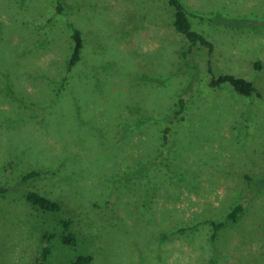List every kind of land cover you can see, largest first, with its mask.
Here are the masks:
<instances>
[{
    "label": "rangeland",
    "instance_id": "1",
    "mask_svg": "<svg viewBox=\"0 0 264 264\" xmlns=\"http://www.w3.org/2000/svg\"><path fill=\"white\" fill-rule=\"evenodd\" d=\"M180 2L209 56L165 0H0V264H34L44 244L42 264H264V99L206 73L209 57L264 93V0Z\"/></svg>",
    "mask_w": 264,
    "mask_h": 264
},
{
    "label": "trees",
    "instance_id": "2",
    "mask_svg": "<svg viewBox=\"0 0 264 264\" xmlns=\"http://www.w3.org/2000/svg\"><path fill=\"white\" fill-rule=\"evenodd\" d=\"M167 5L172 8V26L175 32L182 35L185 40L188 42L189 46L192 45H199L206 48V53L209 56L212 52V44L209 40H207L202 34L195 31L191 28V21L189 13L186 11L184 5L180 2V0H165ZM71 37V48L66 60V68H71L75 63L80 60L81 50H82V38L75 27L71 29L70 33ZM207 67L206 73L208 74V85L211 87H221L222 85H227L232 91L236 92L237 94L249 97L254 95L259 99H264L263 90L255 85L252 81H249L241 76H234L228 73H218L214 74L212 71V67L210 66L209 57L206 60ZM259 65L257 62L254 63V68H258ZM184 105V99L182 97H178L175 107L176 109L171 114V119H176L177 115L182 112ZM168 130V126L164 127L162 132V140H165V135ZM36 175L35 171H29L28 173L24 174L20 177V182H24L27 179ZM3 188L0 187V192H3ZM22 195L24 200L30 204L31 206L35 207L36 210H39L44 213L53 214L59 210V203L56 200H53L42 193L32 190V189H22ZM241 205L238 203L233 204L229 211L226 213L224 219L217 223H211V227L213 229V234L211 235L214 238V231L225 223L231 222L235 223L241 212ZM70 224V221L67 219H63L59 221L60 227V235L58 237L59 242L65 246H72L74 243V236L67 231V228ZM46 238V237H44ZM48 254V247L44 244L38 256L35 259L34 264H42L45 261ZM89 255H79L75 257L73 260L65 264H87L90 261Z\"/></svg>",
    "mask_w": 264,
    "mask_h": 264
}]
</instances>
